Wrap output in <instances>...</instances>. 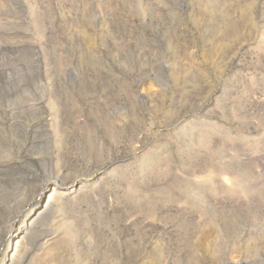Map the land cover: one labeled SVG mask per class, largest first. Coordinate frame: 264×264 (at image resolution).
Here are the masks:
<instances>
[{"label":"rangeland","instance_id":"374dc122","mask_svg":"<svg viewBox=\"0 0 264 264\" xmlns=\"http://www.w3.org/2000/svg\"><path fill=\"white\" fill-rule=\"evenodd\" d=\"M263 258L264 0H0V264Z\"/></svg>","mask_w":264,"mask_h":264},{"label":"bare ground","instance_id":"6f19581e","mask_svg":"<svg viewBox=\"0 0 264 264\" xmlns=\"http://www.w3.org/2000/svg\"><path fill=\"white\" fill-rule=\"evenodd\" d=\"M242 50V49H241ZM240 58V57H239ZM237 61V60H236ZM239 61V60H238ZM238 63V62H237ZM239 64V63H238ZM219 175V174H218ZM219 177V176H218ZM59 180V179H58ZM211 181H214V180H210L209 182H211ZM55 183H58V182H55ZM215 183H217L218 184V181H216ZM210 184H213L212 182L210 183ZM219 184H220V182H219ZM41 185V184H40ZM57 185V184H56ZM63 185V184H62ZM134 185H136V184H134ZM59 186V185H58ZM215 186H216V184H215ZM219 186H221V185H219ZM61 187V186H60ZM79 187V186H78ZM83 187V186H82ZM217 187H218V185H217ZM42 188V187H41ZM73 189V188H72ZM42 190V189H41ZM61 190V189H60ZM58 188H54L52 191V194L50 195V200H48L47 202H44V203H42L41 204V202H39V206L37 205V208L35 209V208H32V209H34V210H32L33 212V214L31 213L30 215H28V216H26V221H27V223L28 224H32V219H33V216L34 215H37V216H39V215H41L42 213H43V211H45V210H47L48 209V207H49V203H50V205H51V202H53V201H55V203H59V201H65V200H69V199H72L73 197H75V194H77L79 191H80V189L79 188H76V189H74V190H72V191H68V192H64V191H60ZM37 191H38V188H37ZM39 191H40V188H39ZM82 192H84V191H82ZM80 194V193H79ZM46 196L47 195H45V198H46ZM82 196V195H81ZM11 197V196H10ZM15 197V196H14ZM38 198V197H37ZM11 199V198H10ZM74 199V198H73ZM72 199V200H73ZM75 200V199H74ZM75 202V201H74ZM71 203H72V201H71ZM53 204V203H52ZM61 204V203H60ZM63 204V203H62ZM36 205V204H35ZM55 205V204H54ZM57 206V205H56ZM54 207V206H53ZM54 210V209H53ZM49 211H50V209H49ZM43 216V215H42ZM25 217V216H24ZM35 218H36V216H34ZM18 220V219H17ZM30 228H31V226H29ZM28 228V227H27ZM18 230H17V235H16V237L17 236H19V234L21 233V231L22 232H24L25 230L26 231H28V230H30V229H26V226H24V224H23V222H21L20 223V226L17 228ZM13 238V237H12ZM20 243V240L19 241H16V243L14 242V247L15 248H17L18 247V245H22V244H19ZM13 244V240H10L9 241V243H8V248H10V246ZM7 248V249H8ZM12 251V250H11ZM249 263V262H248ZM252 264H264V258H263V260L261 261H259V262H256V263H252Z\"/></svg>","mask_w":264,"mask_h":264}]
</instances>
